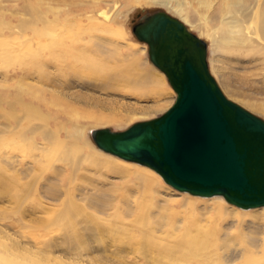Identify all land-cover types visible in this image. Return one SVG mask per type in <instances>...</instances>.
Wrapping results in <instances>:
<instances>
[{
  "label": "rangeland",
  "instance_id": "374dc122",
  "mask_svg": "<svg viewBox=\"0 0 264 264\" xmlns=\"http://www.w3.org/2000/svg\"><path fill=\"white\" fill-rule=\"evenodd\" d=\"M225 1L224 11L228 20H231L249 0ZM161 2H168L186 17L188 22L183 20L181 14H175L167 7L159 5ZM216 5V0H0V256L3 257V263L48 264L46 259L50 255L63 257L66 264H113L106 262V259L113 260L123 255L125 258L121 260L129 261L125 264H148L139 260L140 258L137 259L132 250H135L133 246H137L140 251L143 246H152L149 257L152 264H196L194 260L186 257L189 250L183 246L194 239L204 238L205 233L215 226V220L211 218L214 211L209 198L200 199L183 194L164 182L163 187L155 182L153 192L141 189L137 193L138 188L128 184L127 178L121 175L112 176L105 170H97L91 166L92 161L102 158L98 152L122 160L101 152L87 129L108 128L124 132L137 123L157 119L173 107L176 93L156 101L151 98L140 100L123 89L100 87L101 83L95 81L81 67L72 74H57L59 71L56 69L46 70L47 74H50L45 77L36 68L32 69L34 67L31 62L35 59L41 62V57L46 53L45 43L82 45L102 38L103 41H110L120 48L122 59L130 60L133 55L139 57L142 72H148L153 79L161 82L164 77L168 88H172L165 74L150 62L148 50L145 48L147 45L140 42L132 30L145 15L165 12L180 20L193 34L207 43L210 72L225 96L264 120V50L259 48L264 43L255 42L258 47L241 44L238 41L242 38L241 33L233 36L237 41L223 44L214 51L211 49L209 37L191 25L195 23L201 28L213 25ZM224 31L223 28L217 31L219 39L225 35ZM48 79H51L58 89L65 82L73 83V91L88 93L102 102L101 106L80 104L78 108L81 110L88 108L87 110L103 115L118 114L117 117L128 120L123 125L97 126L92 122H81L76 112L69 111L65 116L69 122L60 119L59 124L66 126V129H72V124L78 125L81 122L84 131L78 140L71 136L66 137L68 135L63 130L64 134L55 138L53 146L44 154V159L40 152L32 149L29 151V159L19 157L18 161L14 162L13 157L19 154L14 152L13 147L17 145L21 150L27 149L29 142L34 139L30 133L18 140L11 136L10 114L13 111L14 95L18 91L21 95L29 91L30 101L25 100L33 105L34 109L30 123L33 126H41L43 115L50 116V112L48 109H38L41 103L35 101L34 93L42 89L50 90L47 86ZM76 81L89 82L91 91L75 85ZM25 84L29 87H25ZM165 102L172 103L169 110L160 109L154 111V114L140 113L142 108H152ZM52 109L60 111L58 108ZM19 110L20 108L18 112ZM40 158L43 167L36 162ZM15 173L19 175L18 188L13 184ZM63 177L71 180V184H67L65 189L60 183ZM53 191L58 194L57 200L50 196ZM15 195L20 202L15 199ZM91 198H105L109 201L105 216L101 214L100 217L103 218L101 226H105V236L109 237L111 246H107L104 252L101 247L92 254L76 249L72 231L65 229L67 220L57 219L52 213L59 209L63 202L70 200L85 207L87 212L93 213L91 209H87L85 203ZM192 200L200 202L192 208ZM38 202L46 204L47 209L39 210L38 204L36 205ZM176 203H180L181 207ZM159 207L164 210L161 211ZM223 210L228 213L240 211L225 199ZM250 214L260 219L246 217L241 218L239 222L234 214L218 222L220 226L216 232L218 235L214 236L216 240L213 239L212 247L205 253L218 252L224 264H254L239 254H243L247 249L249 252L256 251L250 246V240L257 239L262 246L256 256L257 264H264V222L261 220L264 210L253 209ZM20 247L32 251L37 257L35 262L32 258H27L28 256L25 258L27 261L9 260L8 250L16 252ZM119 250H123L122 254H119Z\"/></svg>",
  "mask_w": 264,
  "mask_h": 264
},
{
  "label": "bare ground",
  "instance_id": "6f19581e",
  "mask_svg": "<svg viewBox=\"0 0 264 264\" xmlns=\"http://www.w3.org/2000/svg\"><path fill=\"white\" fill-rule=\"evenodd\" d=\"M216 1H217V5L214 9L215 15L212 21L214 23L213 25H206L207 26L206 28H201L199 27V25L195 23H191L194 29H197L199 32L209 37L212 43L211 49L217 51L219 47H221L223 44H230L233 41H237L236 40L237 38H234L233 36L240 35L241 33H243L242 38L238 40L239 43L241 44H248V45L252 44L256 46L257 43L255 42L257 41H262L264 43V0L246 1V4L247 3L248 4L247 5L245 4L244 7L240 11H238V13L234 14V18H232L231 20H228L227 18L228 15L224 11V6L226 1L225 0H216ZM159 5H163L167 7L175 14L178 15L181 14L175 8L171 7L168 2L167 3L161 2ZM102 12L103 11H101V13ZM183 20L188 22V19L186 17H183ZM221 28L225 30L224 31L225 35L219 39L217 35V31ZM145 48L149 50L148 45ZM259 48L261 50H264V45H261ZM45 50L46 53L45 55H43V57H41L40 59L41 62H39V60L37 61V59L31 62L32 64L31 66L34 67L32 69L36 68V70L37 71L39 70L40 73H43L45 77L47 74L46 70L56 69L59 71L57 72V74L58 73L67 74L68 72L72 74L79 70L78 67H81V69L85 71L88 75L93 77L95 81L101 83L100 87L112 88L114 90L123 89L139 97L140 100L141 99L149 100L151 98L156 101L175 92L173 91L174 90L173 88H168L167 81L164 77H162L163 79L161 82L153 79V77L148 72L145 73L142 72L140 68L139 57L133 55L132 59L130 60L128 59L129 61L128 60L126 61V59L125 60L122 59L120 48L114 45L113 43H111L110 41L109 42L107 40L103 41L102 38L98 39L97 41L87 42L82 45H67L60 42L57 43L48 42L45 43ZM262 55L264 58V53H262ZM48 74L50 73L48 72ZM87 74H85V76ZM13 81L15 82V80ZM47 81H48L47 86H49L48 88H50V90L40 89L41 91H36L37 93L36 92L34 93V95L36 96L35 101L38 100L39 103H41L38 105V109H40L41 111L42 109H48L50 112V116L48 114L43 115L44 117L42 116L43 125L41 126H36V125L33 126L30 123V117L32 116L31 113L32 110L34 109L32 107L33 105L27 102V100L30 101V99H28L29 91L23 92L24 95H21L20 91H18L14 95V99L12 101L13 111H11L10 114V118H11L10 131L12 134L11 136L14 137L15 140H18L22 136H25L29 133L34 136L32 142L31 141L29 142V146L27 147V149L21 150V148L18 147L17 145L13 147L14 152H17L19 154L13 157L14 162H16V160L19 159V157L29 159L28 157L30 153L29 151L32 149L40 152L41 157L44 159V154L50 149L51 146H53V141L55 140V138L60 137L62 134H64L62 133L63 130L68 135L66 137L70 138L71 136L74 137L76 140H78L81 133L84 131L83 126H81L82 121H86L90 123L92 122L94 123V125L97 126H105L110 124L123 125V123L126 122V120H128V119L125 120L124 117L123 118L117 117L116 115L118 114L116 113H115L116 115L114 114L103 115L97 112H92L93 111L92 109H91L92 111L87 110L88 108L81 110L80 108H78L80 104H84L86 106H90V105L101 106L102 102L99 101V99L96 100L95 97L89 95L88 93H80L77 91H73L74 90L73 83L67 84V82H65L58 89V87H56L57 85H54L51 79H48ZM66 84L68 86H66ZM74 84L82 87L83 89H88L91 91V84L89 82L79 81L78 83L76 81L74 82ZM25 87H27L26 84ZM53 107L58 108V110L60 111L56 112L54 109H52ZM171 107H172L171 102H165L163 105H157L152 108H142L140 113L151 114L154 111H159L160 109L162 111L169 110ZM18 108H20L19 112H18ZM50 109L53 111H51ZM127 110H129V108ZM69 111L76 112L81 118V122L78 123V125L72 124V129H68L69 127L66 129L65 128L66 124L63 125L65 127H62L59 124L60 119L62 120L66 119L65 116H67V113H69ZM93 130L95 129L93 128L87 129L90 135ZM98 154H100L102 158L92 161L91 166L95 167L97 170H105L106 173L109 175L112 176L121 175L123 178L124 177L127 178L128 184H133L134 187L138 188L137 193H139V190L141 189H144L145 192H153L155 190L156 183L160 184V186L162 187L164 186L163 178L150 168L127 161L124 162V160L122 159H121L122 161H120L109 155H105L99 152ZM91 155L93 154H89V156ZM36 162L37 164L43 167L41 158L40 160H36ZM18 181H20L19 175L15 173V175L13 176V184H15L17 188L19 185L17 184ZM60 183L63 185L65 189L67 184H71V180L68 179L67 177H63L60 180ZM50 184L52 185L51 181ZM54 188H56V185ZM183 194H188V193H183ZM17 195H19V193ZM17 195H15L16 200H18ZM50 196L52 199L54 198L57 200L58 198L57 192L54 191L53 193H50ZM197 198L205 199L202 197H197ZM209 199L210 202H212V206H213L212 210L214 212L212 213L214 214L212 215L213 217L211 218L215 220V226H213L211 229H209L207 233H205L204 238L194 239L192 241H189L188 243H185L183 247L188 248L189 250V254L186 257L189 260H194L196 264H224V262L222 261L223 258L221 259L218 256V252L210 253V254L205 253L206 250L210 249L214 243L213 242V239L215 238L214 236L217 230H219L218 227L220 226L218 222L224 221L225 219L228 218L229 215H234V214L237 215L236 218L239 220V222L241 218L245 219L246 217H251L254 220H258L260 218H257L256 215L250 214L251 210H243L237 207L236 208L240 210L238 213H232V212L228 213L227 211L223 210V205H224L223 197H213ZM88 201H85L87 205V209L88 208L91 209L93 213L87 212L85 207L79 205L73 200H70L68 202H63L60 205L59 209H55L52 213L53 215L55 214L54 217H56L57 219L67 220L65 229L72 231L74 235V242L76 245V249L81 250L82 252L92 254L96 251H99L100 248L102 247L104 249L103 250L104 252L106 251L105 250L106 247L109 246V237L105 236V232H107V230L103 228L104 226L103 224H102L103 226H101L103 218L100 216L101 214L102 216H105L104 214L109 207V201L108 199L105 198L104 199L91 198ZM185 201L187 200L185 199ZM18 202L20 201L18 200ZM39 202L36 203V205L38 204L40 208L39 210L42 209V211H45L47 209L45 207L46 204L42 205V203ZM199 202H200L199 200H195V201L192 200L190 206L194 208ZM56 204H58V202ZM176 204L180 206V203L179 204L176 203ZM159 209L161 211L164 210V208L161 207H159ZM260 209L264 210V208H260ZM261 220L262 222H264V216H262ZM259 224H261V222ZM259 243L260 241L257 239H253L252 241L250 240V246H252V248H254L256 251L249 252V250L247 249L244 252H242L243 254L240 253L239 255L242 258H245V260L250 259L252 263L254 262V264H257L258 260L256 256L259 255L260 252L259 249H261L262 247ZM133 247L135 250L132 251L135 253L137 259L140 258L139 260L148 264L153 263L152 260L149 258L151 256L150 253H152L151 251V249L153 248L152 246H148V247L143 246L142 251H140L137 246H133ZM14 248L16 247L14 246ZM122 251L123 250H119V252H121L119 254H122ZM263 251H264V247H263ZM26 256H28L27 258H32L34 262L35 259H37V257L32 251L27 250L26 248L23 247H20V250L16 252L13 251L12 249L8 250L9 260L11 259L14 261H23L26 260L25 259ZM122 256L123 255H120L119 258L113 260L106 259V262L108 263L111 262L113 264H125L129 262V261L121 260L122 258H125ZM240 256L238 258H240ZM2 258L0 256V264H5L3 263L4 260ZM32 259H30V261H32ZM46 260H48V264H66L64 258L59 256L52 257L48 255V258ZM36 261L38 262V260Z\"/></svg>",
  "mask_w": 264,
  "mask_h": 264
},
{
  "label": "water",
  "instance_id": "95a60500",
  "mask_svg": "<svg viewBox=\"0 0 264 264\" xmlns=\"http://www.w3.org/2000/svg\"><path fill=\"white\" fill-rule=\"evenodd\" d=\"M177 94L163 116L124 132H91L101 151L159 174L174 190L264 208V120L228 99L210 72L208 45L165 12L133 27Z\"/></svg>",
  "mask_w": 264,
  "mask_h": 264
}]
</instances>
